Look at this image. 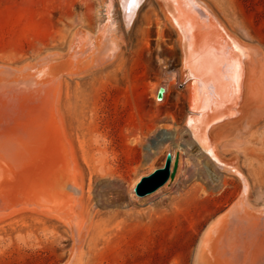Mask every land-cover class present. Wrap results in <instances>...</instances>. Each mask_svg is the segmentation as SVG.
<instances>
[{
  "label": "rangeland",
  "instance_id": "rangeland-1",
  "mask_svg": "<svg viewBox=\"0 0 264 264\" xmlns=\"http://www.w3.org/2000/svg\"><path fill=\"white\" fill-rule=\"evenodd\" d=\"M197 3L182 37L168 0H143L128 28L119 0H0V67L49 66L0 87V166L52 154L50 185L79 225L8 209L20 196L0 189V264H263L264 231L249 244L226 222L210 251L202 241L242 188L264 208V0ZM168 153L173 178L137 196Z\"/></svg>",
  "mask_w": 264,
  "mask_h": 264
},
{
  "label": "water",
  "instance_id": "water-1",
  "mask_svg": "<svg viewBox=\"0 0 264 264\" xmlns=\"http://www.w3.org/2000/svg\"><path fill=\"white\" fill-rule=\"evenodd\" d=\"M169 1V6L171 8V17H172V22L176 28V30L184 36L186 34L188 27L190 25L191 17L193 16V11L192 9H196L195 6H198L199 4L197 3V0H177L179 1L181 5V10L182 12V17H186L185 25L183 26V29L176 25L174 23L175 19H180L178 15V12L176 11L175 7V0H168ZM143 0H119V6L122 14V19L124 22L125 28H128L129 25L131 24L136 11L138 10L139 6ZM193 7V8H192ZM198 12V11H196ZM195 13V12H194ZM104 26H101V29ZM100 29V35H101V40L99 43H103L107 36L110 34H107L106 30ZM106 31V32H104ZM105 33V35H104ZM90 48V49H89ZM246 52L248 53L249 49L247 47ZM88 49L91 51L93 49V42L90 43L88 46ZM85 55L83 53H80L78 63L83 61L84 58L82 56ZM77 57V56H76ZM49 69L48 63L47 62H40L37 63L35 66H32L30 68H26L22 71H15V70H10L4 67H0V87L3 86H13V85H35L43 81V79L46 77V73ZM163 93V88H160L157 97L158 99H161ZM238 102V101H237ZM237 103L235 102L234 104L229 105V108L234 112V108L236 107ZM215 123L212 122L211 125ZM210 125V127H211ZM177 160L173 164L172 168V155L168 153L166 155L165 163L162 167L154 170L151 174L142 177L138 183L134 187V193L139 196H145L147 194H150L157 190L159 187L164 185L169 178H173L174 173L176 171L177 167ZM242 191L240 193L239 199L233 204L235 205V210L234 212H231V208H229L226 212L224 217H222L221 220H216L217 224L213 227V230H211L206 239L208 240L207 246H203L207 252L210 251L211 247V240L214 236H217L219 234V229L224 227L225 224L229 223V231H234V229H237L238 226L242 228L243 234L245 235V243L251 244L254 240H256V236L259 235L262 231H264V208L257 210V211H252L250 207H244V204L247 203L246 200V195ZM244 193V194H243ZM238 203V205H237ZM240 204V205H239ZM243 204V205H242ZM242 205V206H241ZM227 222V223H226ZM264 264V261H263Z\"/></svg>",
  "mask_w": 264,
  "mask_h": 264
},
{
  "label": "bare ground",
  "instance_id": "bare-ground-1",
  "mask_svg": "<svg viewBox=\"0 0 264 264\" xmlns=\"http://www.w3.org/2000/svg\"><path fill=\"white\" fill-rule=\"evenodd\" d=\"M190 109L192 110V114L197 112L194 101H191ZM68 119H71L70 115H68ZM187 121L188 127L190 128L193 137L204 146L205 142L202 139V134L200 132L198 119L196 118V116L190 115ZM7 153L11 154L12 152L8 151ZM38 154L40 155L36 154L37 156H34L32 160L26 164L20 163L21 161L19 158H22V153L13 155L14 162H7L8 168L5 166H0V189L3 190L7 189L6 187H8L9 190H12L15 194H18V196H20V201L15 204L14 207L8 209L17 210L18 208L19 210H30L46 217L56 219L62 222L64 224V227H66L69 231L74 233V231L78 230L79 225L76 214L74 213L72 201L69 197H67L65 192L63 194L62 192L53 189L49 182V176L47 175L48 173H46L47 169L50 166V160L52 161V154H45V152L43 151H38ZM173 159L174 156L172 155V161ZM11 164H13L14 167L11 168ZM65 172L66 164L64 158V174ZM189 204L190 201L188 202V205ZM215 225L210 227L208 233L213 230V227ZM117 243L115 244L118 245L119 243ZM202 244H208V240L205 237L203 238Z\"/></svg>",
  "mask_w": 264,
  "mask_h": 264
}]
</instances>
